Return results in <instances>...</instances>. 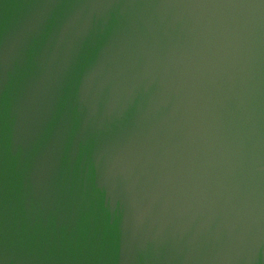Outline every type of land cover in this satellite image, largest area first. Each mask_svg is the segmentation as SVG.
<instances>
[{
	"label": "water",
	"instance_id": "water-1",
	"mask_svg": "<svg viewBox=\"0 0 264 264\" xmlns=\"http://www.w3.org/2000/svg\"><path fill=\"white\" fill-rule=\"evenodd\" d=\"M0 264H264V0H0Z\"/></svg>",
	"mask_w": 264,
	"mask_h": 264
}]
</instances>
